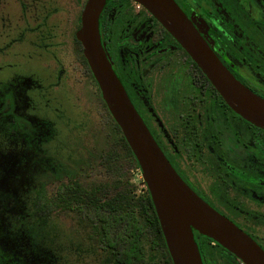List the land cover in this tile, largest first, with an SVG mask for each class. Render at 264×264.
<instances>
[{
  "label": "flooded vegetation",
  "instance_id": "1",
  "mask_svg": "<svg viewBox=\"0 0 264 264\" xmlns=\"http://www.w3.org/2000/svg\"><path fill=\"white\" fill-rule=\"evenodd\" d=\"M175 1L224 66L264 98V0ZM99 26L117 76L177 173L264 249V128L228 105L186 48L138 1L108 0ZM193 232L203 264H245Z\"/></svg>",
  "mask_w": 264,
  "mask_h": 264
},
{
  "label": "rangeland",
  "instance_id": "2",
  "mask_svg": "<svg viewBox=\"0 0 264 264\" xmlns=\"http://www.w3.org/2000/svg\"><path fill=\"white\" fill-rule=\"evenodd\" d=\"M85 1L0 0V264H114L76 214L35 205L112 125L74 39ZM124 165L144 193L142 170ZM90 166L91 179L119 177Z\"/></svg>",
  "mask_w": 264,
  "mask_h": 264
},
{
  "label": "water",
  "instance_id": "3",
  "mask_svg": "<svg viewBox=\"0 0 264 264\" xmlns=\"http://www.w3.org/2000/svg\"><path fill=\"white\" fill-rule=\"evenodd\" d=\"M186 48L228 105L264 128V98L240 82L214 53L175 0H135ZM108 0H86L76 39L102 97L141 167L174 264H203L193 229L217 241L245 264H264V249L200 197L172 166L132 103L103 47L100 15Z\"/></svg>",
  "mask_w": 264,
  "mask_h": 264
},
{
  "label": "trees",
  "instance_id": "4",
  "mask_svg": "<svg viewBox=\"0 0 264 264\" xmlns=\"http://www.w3.org/2000/svg\"><path fill=\"white\" fill-rule=\"evenodd\" d=\"M78 21L79 28L81 17ZM74 39L81 51L82 62L96 82L82 54L81 43L75 36ZM99 97L112 119L110 130H105L101 139L96 138L87 156L80 158L74 168L54 176L58 182L55 192L48 194L46 182L42 184L35 199L37 210H44L49 216L57 211L76 214L89 227L91 239L111 252L114 264H174L147 184L144 193H137L136 185L124 175V164H127V170H141L139 162L102 94ZM96 159L115 167L119 177L115 180L91 179L90 165Z\"/></svg>",
  "mask_w": 264,
  "mask_h": 264
}]
</instances>
